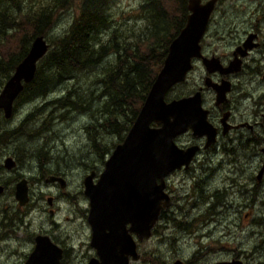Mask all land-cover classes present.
Returning <instances> with one entry per match:
<instances>
[{
	"label": "rangeland",
	"instance_id": "obj_1",
	"mask_svg": "<svg viewBox=\"0 0 264 264\" xmlns=\"http://www.w3.org/2000/svg\"><path fill=\"white\" fill-rule=\"evenodd\" d=\"M117 2L112 9L113 20L117 23L134 22L135 16L139 14L141 0ZM222 3L220 9H226V13L241 14L244 12H234L232 9L247 8L264 24V0H222ZM75 5L76 3L72 4L69 10L59 15L54 28L47 34V41L61 37L67 31L76 11ZM221 13L222 11L217 12L214 19ZM248 17L247 15L246 18ZM16 40L12 37L5 39L3 49H13ZM105 64L107 60L95 66L93 71L101 70ZM92 73L75 72L72 77L55 83L45 94H48L46 99L52 101L75 88L74 97L70 99L77 96L84 99L82 104L78 103V109L55 110L51 106L44 111H32L35 105L43 103V99L39 98L19 105L17 101L14 102L16 109L13 107L15 110L9 118H5L0 109V134L3 133L0 136L6 135L0 138V178L5 179L10 175L4 171L5 159L8 156L16 158L20 163L21 174L29 179L32 194L29 215L23 218V222L27 220L30 223L31 243L29 245V239L24 237H21L20 244L16 243V239L0 242V247H4L0 249V264L24 263L26 254L33 248V237L37 233H45L44 231L56 234L68 249L63 259L64 264H85L91 256H95V250L89 246L91 228L87 216L83 215L88 214L89 209V200L83 192V180L90 170L99 174L104 168V161L109 157L99 155L101 149H95L94 141L97 140L102 149L112 150L121 140L115 133H103L95 140L94 135L90 138L88 134L89 127L98 114L95 111L105 98L101 90L102 84H99L98 78ZM197 77V73L191 74L187 83H192L194 79L197 81ZM5 82L0 83V92ZM185 88V83L175 86L169 91L167 98L182 94ZM51 111L53 119L47 122V128H43L45 123L42 119ZM29 116L30 120L25 121ZM33 119L36 120L30 122ZM39 127L43 130L38 134L35 130ZM15 129L18 132L12 131ZM29 130H32L31 138L27 137ZM260 147V143H255L254 150L241 149L235 154L214 157L209 166L216 168L219 162L221 166L213 170L214 174L208 179L207 185H202L207 189L205 192H208L205 202L197 199L196 195L186 198L185 193L192 192V183L183 171L173 173L169 178V189L174 197V205L152 237L138 242L140 260L131 261L130 264H172L176 259L186 261V264H215L218 261H232L231 259H239L245 264H256L259 261L264 264V186L258 192L253 191L255 202L250 206L246 205L250 198L246 199L245 193H241L244 185L250 189L251 194L252 184L250 188L244 180L250 176L254 178L257 174L262 160ZM44 166H49V169L56 166L66 171L68 183L65 190L69 196L59 195V188L49 186L44 181L41 175ZM231 180L236 182L232 186L235 188L233 192L228 187ZM49 195H59L51 206L46 201ZM49 209L54 212L51 214ZM189 221H192L191 226L185 230L182 224ZM194 232L197 235L202 232L212 235L203 239L204 245L201 247L197 241L189 238ZM198 249H201L198 259L193 260L196 257L193 253Z\"/></svg>",
	"mask_w": 264,
	"mask_h": 264
},
{
	"label": "water",
	"instance_id": "obj_2",
	"mask_svg": "<svg viewBox=\"0 0 264 264\" xmlns=\"http://www.w3.org/2000/svg\"><path fill=\"white\" fill-rule=\"evenodd\" d=\"M216 3L217 0H188L186 22L171 40L163 65L126 136L105 161L97 182H93V172L84 179V193L89 199L87 221L92 230L91 245L98 256L88 264H130L129 256L132 260L138 259L133 234L139 240L149 238L161 209L170 204L163 191V177L187 166L195 150L179 148L173 137L190 125L204 128L206 112L201 108L198 93L170 102L165 96L172 86L185 80L192 58L201 56L200 40ZM49 47L44 34L34 37L26 55L6 80L0 92V109L5 118L11 116L14 100L24 84L33 80L37 64ZM14 165L11 157L5 159L6 168ZM64 182L61 180L62 186ZM27 190L25 180L17 183L15 196L20 204L28 201ZM61 253V248L48 236L38 235L24 264H58ZM217 264L242 263L232 260Z\"/></svg>",
	"mask_w": 264,
	"mask_h": 264
},
{
	"label": "trees",
	"instance_id": "obj_3",
	"mask_svg": "<svg viewBox=\"0 0 264 264\" xmlns=\"http://www.w3.org/2000/svg\"><path fill=\"white\" fill-rule=\"evenodd\" d=\"M117 1L0 0V83L10 77L34 37L40 34L47 37L59 15L76 3L67 31L48 41L49 50L38 62L33 80L24 85L14 102L19 105L43 99V103L32 109L35 112L51 106L55 110L78 109V103L82 104L84 99L79 96L70 99L74 97L75 88L52 101H48L45 94L55 83L72 77L75 72H93L102 84L105 98L95 111L98 114L88 134L90 138L94 135V140L103 133H115L120 140L123 134L125 137L163 65L171 40L184 26L189 11L188 0H141L134 22L117 23L112 14ZM9 37L17 39L15 46L3 49ZM103 60H107V64L93 71ZM48 114L42 119L43 128L53 119V112ZM29 120L30 116L25 119ZM41 129L35 131L39 134ZM31 133L29 130L28 138ZM94 147L97 151L101 149L100 156L110 151L102 149L97 140Z\"/></svg>",
	"mask_w": 264,
	"mask_h": 264
},
{
	"label": "flooded vegetation",
	"instance_id": "obj_4",
	"mask_svg": "<svg viewBox=\"0 0 264 264\" xmlns=\"http://www.w3.org/2000/svg\"><path fill=\"white\" fill-rule=\"evenodd\" d=\"M204 1L206 0H202V2ZM222 4V0H217L216 7L200 40L201 56L192 58V66L187 72L185 80L172 86L165 96L166 101L170 102L174 99L189 98L198 93L201 108L206 112L205 115L202 114L206 125L204 128L187 126L185 130L173 137L175 144L179 148L184 150L195 148V150L187 166L183 165L163 177V191L167 194L170 204L161 209L158 219L151 229L150 237H152L163 219L167 218L169 209L174 205V197L169 189V178L175 172L183 171L193 185L192 192L187 191L185 197L191 198L196 195L197 199L205 202L208 192H205L207 189L202 185H207L208 179L214 174L213 170L221 166L219 162L216 168L210 167L209 164L213 158L235 154L237 150L241 149L251 151L254 150L255 143H260L262 147L259 148V154L262 156V160L257 174L254 178L250 176L244 180L250 188L252 184V196L247 186L243 185L241 190L242 194L245 193L246 199L250 198L248 204H246L247 206L255 202L253 191L258 192L264 186V24L259 22L260 20L254 16V12L247 11V8H233L232 11L234 12L244 13L228 14L226 9H220ZM220 11H222L221 15L214 19L216 13ZM247 15L249 16L248 18H246ZM193 73L198 74V80L194 79L192 83H187L189 76ZM182 83L186 84L185 91L182 94L167 98L169 91ZM123 138L120 142H122ZM112 150L105 155H110ZM13 160L15 165L12 168H6L3 164L6 168L4 171L7 172L5 174L10 175L5 177V179L0 178V186L2 188L0 191V242L8 239L14 241L16 239V243L20 244L22 242L21 237H24L29 239L30 245V223L27 220L23 222V218L29 215L28 209L32 198L31 185H29V179L21 174L19 161L16 158H13ZM49 166L48 168L44 166L41 173L44 181L49 186L59 188L61 190L59 195L69 196V193L65 190L68 183L66 171L56 166L49 169ZM91 172L94 173L93 182L95 183L100 173L97 174L95 170H90L85 177ZM48 177H53L54 179L47 180ZM22 180L27 182L28 188V201L24 204H20L15 196L16 185ZM61 180L65 181L64 186L61 185ZM156 182L159 183L160 180L157 179ZM235 183L234 180H231V184L228 186L230 192L235 190L232 187L233 185L235 186ZM236 191H238L237 188ZM59 195H49L46 199L48 205H53ZM216 195L217 192H215L214 196ZM49 212L52 214L54 210L49 209ZM83 215L88 216L85 213ZM213 221L216 222L215 220H210V222ZM191 222H183L182 227L185 230L188 229L191 226ZM44 232L37 233L33 237L32 250L35 247L36 236H48L51 242L61 248L62 256L58 264H64L63 259L68 249L61 243L56 234H50L48 231ZM211 235L203 232L197 235L194 232L193 236L189 238L193 239L194 242L197 241L202 247L204 245L203 239L210 238ZM133 238L136 244V252L139 255L138 259H136L137 261L141 257L137 247L138 242L143 239L139 240L135 234H133ZM89 246L95 250L91 245V236ZM3 248L0 247V249ZM32 250H29L23 262L26 261ZM200 252L201 249H198L193 253V256H196L193 260L198 259L197 256ZM92 258H98L96 250L95 256H91L85 264H88ZM231 260H237L245 264L239 259ZM131 261L135 260H132L131 256H129V263ZM260 263H263V261H259L256 264ZM172 264H186V261L176 259Z\"/></svg>",
	"mask_w": 264,
	"mask_h": 264
},
{
	"label": "bare ground",
	"instance_id": "obj_5",
	"mask_svg": "<svg viewBox=\"0 0 264 264\" xmlns=\"http://www.w3.org/2000/svg\"><path fill=\"white\" fill-rule=\"evenodd\" d=\"M74 78H75V77H74ZM19 94H20V93H19ZM17 97H18V96H17ZM15 100H16V99H15ZM15 100H14V101H15ZM13 107H14V102H13ZM12 112H13V110H12ZM11 115H12V114H11ZM37 115H38V113H37ZM36 137H37V136H36ZM36 137H35V138H36ZM106 160H107V159H106ZM106 160H105V161H106ZM105 161H104V163H105ZM103 169H104V168H103ZM102 171H103V170H102ZM102 171H101V172H102ZM101 172H100V174H101ZM99 177H100V175H99ZM99 177H98V178H99Z\"/></svg>",
	"mask_w": 264,
	"mask_h": 264
}]
</instances>
